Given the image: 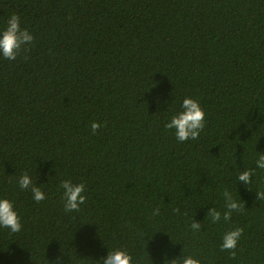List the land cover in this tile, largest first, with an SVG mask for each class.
I'll return each mask as SVG.
<instances>
[{
  "label": "trees",
  "instance_id": "16d2710c",
  "mask_svg": "<svg viewBox=\"0 0 264 264\" xmlns=\"http://www.w3.org/2000/svg\"><path fill=\"white\" fill-rule=\"evenodd\" d=\"M12 13L35 41L0 59V196L23 224L0 230V264H94L119 246L138 264L183 248L202 264H264V171L236 181L264 153V0H0V23ZM186 96L206 127L180 143L164 111ZM24 172L46 200L20 191ZM63 179L86 185L79 212L63 210ZM225 190L245 207L213 224ZM234 226L235 255L219 247Z\"/></svg>",
  "mask_w": 264,
  "mask_h": 264
},
{
  "label": "clouds",
  "instance_id": "9594fccd",
  "mask_svg": "<svg viewBox=\"0 0 264 264\" xmlns=\"http://www.w3.org/2000/svg\"><path fill=\"white\" fill-rule=\"evenodd\" d=\"M34 41V35L28 28L22 26V20L18 14L12 13L5 22L0 23V59L17 60L20 52L27 51ZM175 102L174 99L171 104ZM171 104L164 111L171 113L164 124L165 129L171 131L176 141L180 143L198 140L206 127V112L200 101L186 96L179 103V110L176 111H172ZM100 126L98 122H92L90 125L92 133L95 134ZM253 163L254 167L252 168L244 167L243 170L238 168L236 172L237 185L251 187L257 171H264V153L258 152ZM16 184L20 191L30 192L32 200L37 203L47 199V193L42 188L44 184H38L28 172L22 173L17 178ZM58 190H62L61 200L65 213L79 212L87 202L86 185L83 182L73 183L71 179H63L58 185ZM256 197L259 200H264V192L257 191ZM222 198L223 206L221 208L214 206L208 210L207 216L211 217L213 224L230 223L233 215L240 213L245 207L228 190L223 191ZM155 214H159V209H155ZM189 227L194 233L201 231V223L195 220ZM22 229L23 224L15 200L6 195L0 196V230H8L14 234L21 232ZM243 233L244 229L240 226L230 227L224 231L219 245L220 250L229 251L235 255L234 250L238 247ZM107 248V255L95 260L94 264H138L136 257L127 248L123 246ZM52 264H62V261L58 258ZM164 264H202V260L193 255H186L183 248L178 258L168 259L165 253Z\"/></svg>",
  "mask_w": 264,
  "mask_h": 264
}]
</instances>
